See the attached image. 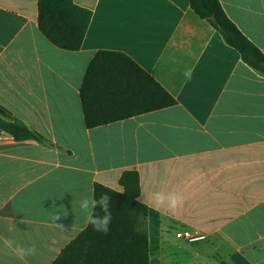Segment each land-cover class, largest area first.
Returning a JSON list of instances; mask_svg holds the SVG:
<instances>
[{
  "label": "crops",
  "instance_id": "0c3cea01",
  "mask_svg": "<svg viewBox=\"0 0 264 264\" xmlns=\"http://www.w3.org/2000/svg\"><path fill=\"white\" fill-rule=\"evenodd\" d=\"M217 1L264 54V0ZM72 2L91 12L74 52L39 32L37 0H0V106L59 147L0 133V235L37 249L20 259L0 242V264H52L87 225L80 199L94 184L121 191L124 171L148 208L149 264H264V76L187 0ZM98 51L126 55L176 105L86 129L79 89ZM155 190L184 202L157 209Z\"/></svg>",
  "mask_w": 264,
  "mask_h": 264
},
{
  "label": "trees",
  "instance_id": "16d2710c",
  "mask_svg": "<svg viewBox=\"0 0 264 264\" xmlns=\"http://www.w3.org/2000/svg\"><path fill=\"white\" fill-rule=\"evenodd\" d=\"M187 1L196 17L205 21L227 46L238 52L242 62L264 76V54L240 33L217 0ZM37 12L38 30L49 43L63 51L80 49L91 19L89 10L75 5L72 0H37ZM79 99L86 129L176 105L175 99L130 58L110 51H98L90 61L79 89ZM0 133L17 142L32 141L55 147L1 106ZM119 187L121 191L100 184L93 187L96 199L102 193L112 197L109 234L96 232L87 223L52 264H149L148 208L139 200L138 174L124 171ZM96 211L99 212V208Z\"/></svg>",
  "mask_w": 264,
  "mask_h": 264
},
{
  "label": "clouds",
  "instance_id": "9594fccd",
  "mask_svg": "<svg viewBox=\"0 0 264 264\" xmlns=\"http://www.w3.org/2000/svg\"><path fill=\"white\" fill-rule=\"evenodd\" d=\"M183 75L186 80H191L192 69H186ZM150 195L152 202L157 209L166 208L169 211H174L184 202L182 192H165L163 190H155L152 191ZM112 205V197L107 193H102L99 199H96L93 194L92 196L83 197L79 201V209L82 213H84L86 222L92 226L94 231L103 235H108L110 231L112 221L110 209L112 208ZM97 208H99V212L96 211ZM59 219V217L54 218L55 221ZM56 227L62 231L66 230L63 223H56ZM0 242H2L5 248L9 249L20 259L34 255L37 251L34 244L30 246H21L14 240L3 235H0Z\"/></svg>",
  "mask_w": 264,
  "mask_h": 264
},
{
  "label": "built area",
  "instance_id": "2783aa9c",
  "mask_svg": "<svg viewBox=\"0 0 264 264\" xmlns=\"http://www.w3.org/2000/svg\"><path fill=\"white\" fill-rule=\"evenodd\" d=\"M173 237L178 240H183L188 243H196L204 239L203 236L198 234H192L188 231L182 230V231H175L173 233Z\"/></svg>",
  "mask_w": 264,
  "mask_h": 264
},
{
  "label": "water",
  "instance_id": "95a60500",
  "mask_svg": "<svg viewBox=\"0 0 264 264\" xmlns=\"http://www.w3.org/2000/svg\"><path fill=\"white\" fill-rule=\"evenodd\" d=\"M212 21H213V23H216L214 17H212Z\"/></svg>",
  "mask_w": 264,
  "mask_h": 264
}]
</instances>
